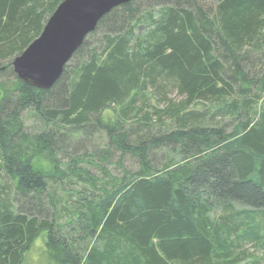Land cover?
<instances>
[{
    "label": "trees",
    "instance_id": "16d2710c",
    "mask_svg": "<svg viewBox=\"0 0 264 264\" xmlns=\"http://www.w3.org/2000/svg\"><path fill=\"white\" fill-rule=\"evenodd\" d=\"M61 1L0 0V264L43 234L38 264L264 255L239 232L264 222V0H131L35 88L12 58Z\"/></svg>",
    "mask_w": 264,
    "mask_h": 264
},
{
    "label": "water",
    "instance_id": "95a60500",
    "mask_svg": "<svg viewBox=\"0 0 264 264\" xmlns=\"http://www.w3.org/2000/svg\"><path fill=\"white\" fill-rule=\"evenodd\" d=\"M129 1L62 0L45 21L40 34L12 59L14 73L32 87L48 89L99 20Z\"/></svg>",
    "mask_w": 264,
    "mask_h": 264
},
{
    "label": "rangeland",
    "instance_id": "374dc122",
    "mask_svg": "<svg viewBox=\"0 0 264 264\" xmlns=\"http://www.w3.org/2000/svg\"><path fill=\"white\" fill-rule=\"evenodd\" d=\"M13 59V58H12ZM70 66L72 65V62L69 63ZM177 95L175 93H170L169 97L174 100H178L176 97ZM151 105H154L155 102L151 100ZM67 188V187H66ZM79 188L75 187V191L78 190ZM252 210V211H251ZM249 212V215H245V221L241 224V227L239 228V232L243 234L244 232L248 231H254L257 235L260 241L264 243V222L260 221L258 216L259 212H256L255 210L251 209ZM45 239V235H40L35 241L34 244L32 245L31 249L29 250L28 253L25 254L24 260L22 264H38L40 262H43L44 256H43V250H44V245H43V240ZM250 254L251 256H249ZM247 257L244 256L241 259V263H250L254 259L260 260L262 264H264V255L262 251H252L250 250L247 252Z\"/></svg>",
    "mask_w": 264,
    "mask_h": 264
}]
</instances>
